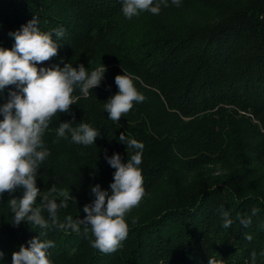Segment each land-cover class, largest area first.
Masks as SVG:
<instances>
[{"label":"trees","instance_id":"obj_1","mask_svg":"<svg viewBox=\"0 0 264 264\" xmlns=\"http://www.w3.org/2000/svg\"><path fill=\"white\" fill-rule=\"evenodd\" d=\"M155 3L161 4L158 15L144 11L128 19L123 0H0V49H13L9 33L36 17L39 30L60 46L38 68H107L87 98L76 88V104L69 113L58 112L43 136L51 154L39 165L37 187L47 193L55 185L75 198L58 210L60 222L86 216L95 185L111 191L116 169L105 154L119 153L124 163L134 154L119 142L121 133L144 144L138 167L145 188L125 215L127 238L112 253L92 247L95 237L83 226L79 233L14 226L8 200L23 190L5 192L0 264H13L12 254L21 245L30 248L40 232L54 243L48 249L52 264H208L210 258L251 264L253 251L256 264H264V0ZM58 29L63 36H56ZM124 69L145 99L113 122L103 105L118 93L115 78ZM16 90L10 85L0 92V107ZM73 117L74 126L83 122L100 132L95 144L77 145L70 135L58 140L59 124ZM40 203L37 197L34 207ZM222 210L233 221L228 228ZM241 217L251 224L242 225Z\"/></svg>","mask_w":264,"mask_h":264},{"label":"clouds","instance_id":"obj_2","mask_svg":"<svg viewBox=\"0 0 264 264\" xmlns=\"http://www.w3.org/2000/svg\"><path fill=\"white\" fill-rule=\"evenodd\" d=\"M177 7L180 0H172ZM154 0H123V15L131 19L140 12L148 11L158 15L161 4ZM165 7L168 5L165 3ZM57 37L63 36V30L55 32ZM15 45L11 50L0 49V92L7 86L15 85L16 91L9 93V100L0 107V195L5 192L15 193L23 190L22 197L8 200V206L14 214L12 223L18 227L21 222L48 229L54 226L59 230L79 233L81 226L85 233L91 230L95 239L92 247L103 253L115 252L121 242L127 238L128 224L125 215L137 207L145 196L142 171L138 167L142 163L144 144L135 139H129L121 133L119 142L127 146V152L133 151L127 163L122 162L119 153L105 159L116 169L114 182L110 184L111 191L102 190L99 184L91 188L94 201L83 208L86 216L73 220L67 216L64 222L58 218V210L68 207L69 200L75 198L67 190H58L55 185L43 193L37 187L39 165L51 154L45 146L43 136L49 128L52 118L59 113H69L79 97L73 92L78 87L83 97L89 96L90 90L101 85L107 68L98 66L89 73L83 64L73 67L67 63L63 67L55 65L49 68H38V64L58 55L60 46L54 42L51 33H42L35 17L20 30L9 33ZM118 93L104 103L103 109L113 122L121 120L133 108L134 102H143L145 97L138 92L133 83V77L124 69L123 75L115 78ZM73 121L60 123L56 130L58 140L68 139L77 145H93L100 135L96 129L87 123L75 125ZM58 194L62 199H56ZM37 197H41L40 206L34 207ZM47 211L48 218L42 214ZM258 209H253L256 215ZM224 227L228 228L233 221L229 212L221 211ZM240 223L247 227L250 218H240ZM40 236L29 241L30 248L23 245L19 251L12 254L13 264H52L48 258V249L54 247L50 240H42ZM246 239L251 240V236ZM264 256V253H261ZM4 254L0 252V260ZM257 253H251V264H256ZM208 264H224L215 258H210ZM247 264V262H246Z\"/></svg>","mask_w":264,"mask_h":264},{"label":"rangeland","instance_id":"obj_3","mask_svg":"<svg viewBox=\"0 0 264 264\" xmlns=\"http://www.w3.org/2000/svg\"><path fill=\"white\" fill-rule=\"evenodd\" d=\"M217 172V171H216Z\"/></svg>","mask_w":264,"mask_h":264}]
</instances>
